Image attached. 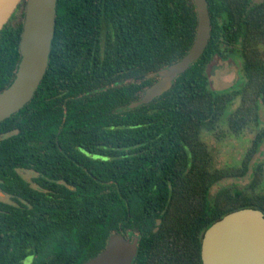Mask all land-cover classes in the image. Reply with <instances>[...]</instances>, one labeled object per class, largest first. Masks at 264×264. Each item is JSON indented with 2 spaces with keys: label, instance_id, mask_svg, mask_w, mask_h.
Here are the masks:
<instances>
[{
  "label": "trees",
  "instance_id": "16d2710c",
  "mask_svg": "<svg viewBox=\"0 0 264 264\" xmlns=\"http://www.w3.org/2000/svg\"><path fill=\"white\" fill-rule=\"evenodd\" d=\"M207 5L210 36L202 54L167 91L130 108L157 78L147 74L188 51L193 1L57 0L43 78L22 108L0 121V188L20 204L0 201V264L26 257L30 264H82L112 232L138 235L131 264H202V236L212 223L241 208L264 214V192L256 189L261 164L245 188L210 194L222 179L247 174L264 128L237 166L215 167L202 136L219 137L220 123L233 135L259 124L264 0ZM16 11L24 17L25 0L0 29V91L20 59ZM216 55L239 59V87L209 86L206 68ZM55 160L73 189L35 191L14 171L35 167L50 175Z\"/></svg>",
  "mask_w": 264,
  "mask_h": 264
},
{
  "label": "water",
  "instance_id": "95a60500",
  "mask_svg": "<svg viewBox=\"0 0 264 264\" xmlns=\"http://www.w3.org/2000/svg\"><path fill=\"white\" fill-rule=\"evenodd\" d=\"M21 0H0V29ZM197 16L194 39L178 60L146 75L157 76L133 108L167 91L177 75L203 52L210 36L207 0H192ZM57 0H25L19 38L20 59L11 82L0 91V121L21 109L33 96L46 71L55 31ZM138 235L131 238L112 232L104 248L82 264H131L137 252ZM202 264H264V214L241 208L225 214L203 233Z\"/></svg>",
  "mask_w": 264,
  "mask_h": 264
},
{
  "label": "rangeland",
  "instance_id": "374dc122",
  "mask_svg": "<svg viewBox=\"0 0 264 264\" xmlns=\"http://www.w3.org/2000/svg\"><path fill=\"white\" fill-rule=\"evenodd\" d=\"M259 1V0H255ZM23 17L19 11H16L11 18V23L16 24L22 21ZM206 73L209 80V86L212 89H226L230 87H239L242 81L241 64L239 59L229 57L222 59L215 56L206 68ZM238 104V99L235 100L230 108H235ZM259 124L252 128L245 129L241 134L233 135L226 130L225 124L220 123L218 126V136L214 133L203 132V138L209 145L214 159L215 167L237 166L242 157L251 145V141L258 129L264 128V107L259 108ZM261 164L263 166V181L256 187L258 191L264 192V141L258 151L253 155L249 169L246 175L242 177H228L216 183L210 189V194H213L218 188L227 187L229 189L245 188L251 180L253 166ZM31 173L26 172L24 177L30 178Z\"/></svg>",
  "mask_w": 264,
  "mask_h": 264
},
{
  "label": "flooded vegetation",
  "instance_id": "af4514ba",
  "mask_svg": "<svg viewBox=\"0 0 264 264\" xmlns=\"http://www.w3.org/2000/svg\"><path fill=\"white\" fill-rule=\"evenodd\" d=\"M61 161L60 160H55V164L52 163V161H50L48 164V167L53 168L55 172L51 173L50 175L45 173L46 170H42L41 172L33 167V168H20L15 166L14 167V171L15 174L20 175L25 181L28 182V184L30 185L31 188H33L35 191H40V192H58V190L60 189V187L62 185H66L68 188L73 189V186L71 184H67V182H65V177H66V173L65 171V167L61 166ZM78 164V162H77ZM61 169V170H59ZM26 172H30V178L26 179L24 177V174H26ZM10 176V175H9ZM4 180L2 178H0V184L3 183ZM0 201L4 202V203H12L16 206H20V204L18 203L17 200L13 199L12 194L7 193L3 190H1L0 188ZM24 201V200H22ZM3 208V207H2ZM2 208H0V210H2ZM50 208V206H49ZM31 258L30 257H26L23 260V264H30Z\"/></svg>",
  "mask_w": 264,
  "mask_h": 264
}]
</instances>
